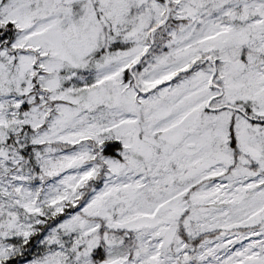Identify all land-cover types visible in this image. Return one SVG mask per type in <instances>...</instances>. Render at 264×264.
I'll return each mask as SVG.
<instances>
[{
	"label": "snow or ice",
	"instance_id": "6c2138e0",
	"mask_svg": "<svg viewBox=\"0 0 264 264\" xmlns=\"http://www.w3.org/2000/svg\"><path fill=\"white\" fill-rule=\"evenodd\" d=\"M0 264H264V0H0Z\"/></svg>",
	"mask_w": 264,
	"mask_h": 264
}]
</instances>
